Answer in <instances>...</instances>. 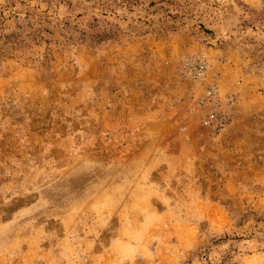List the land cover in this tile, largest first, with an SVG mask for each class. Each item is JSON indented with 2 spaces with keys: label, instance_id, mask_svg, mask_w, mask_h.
Here are the masks:
<instances>
[{
  "label": "rangeland",
  "instance_id": "374dc122",
  "mask_svg": "<svg viewBox=\"0 0 264 264\" xmlns=\"http://www.w3.org/2000/svg\"><path fill=\"white\" fill-rule=\"evenodd\" d=\"M0 264H264V0H0Z\"/></svg>",
  "mask_w": 264,
  "mask_h": 264
},
{
  "label": "built area",
  "instance_id": "2783aa9c",
  "mask_svg": "<svg viewBox=\"0 0 264 264\" xmlns=\"http://www.w3.org/2000/svg\"><path fill=\"white\" fill-rule=\"evenodd\" d=\"M189 64V63H188ZM200 66V65H199ZM195 73H197V75H199L200 74V70H197Z\"/></svg>",
  "mask_w": 264,
  "mask_h": 264
}]
</instances>
